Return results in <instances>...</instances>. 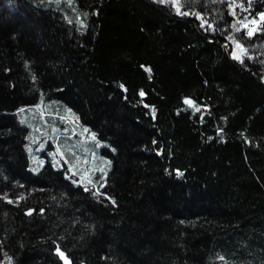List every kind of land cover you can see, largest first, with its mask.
I'll return each mask as SVG.
<instances>
[{
  "label": "trees",
  "instance_id": "trees-1",
  "mask_svg": "<svg viewBox=\"0 0 264 264\" xmlns=\"http://www.w3.org/2000/svg\"><path fill=\"white\" fill-rule=\"evenodd\" d=\"M261 15L0 0V264H264V21L239 27ZM85 133L110 159L90 183Z\"/></svg>",
  "mask_w": 264,
  "mask_h": 264
},
{
  "label": "rangeland",
  "instance_id": "rangeland-1",
  "mask_svg": "<svg viewBox=\"0 0 264 264\" xmlns=\"http://www.w3.org/2000/svg\"><path fill=\"white\" fill-rule=\"evenodd\" d=\"M57 1V0H54ZM169 1H174L176 2V0H167V2ZM77 12V10H76ZM253 21H255V23H253ZM264 21V15L260 16L259 20H249V21H243L241 24V26L239 27H244L248 30V32H251L252 34L256 33L257 31L260 30L261 24ZM77 23V22H76ZM241 29V28H239ZM251 34V35H252ZM237 45H239L238 43H234V50L235 53H237L238 55H242L243 54V48L239 45V47H237ZM61 121H63L66 125H73V129L76 130L74 124H75V120L74 117H71L69 119H62ZM52 131H55V127H52ZM87 133V132H86ZM85 135H80V137L78 138V143H80V147L83 149L84 153H89L93 156V160L95 162V166L89 161L88 158H82L81 156H78L77 161H76V170L75 172L79 174V176L81 177V180L85 181L86 183H90L91 182V174H89L91 168L94 171V179L99 177L101 173L100 169H95L99 167V162L98 161H108L110 163V159L104 155H102V150L106 147V145L104 143L99 142V140L96 139V137L94 136V134H86ZM37 140V139H36ZM57 150H53L52 148L49 147V142L47 141L45 143V146H43V150H42V154H46L49 158L52 157L54 160H58L61 162H67L68 160L66 159V146L65 147H61V149H59V147L57 146ZM50 154H52L50 156ZM51 159V158H50ZM91 160V159H90ZM95 169V170H94ZM85 179V180H84ZM66 264H69V261L66 260Z\"/></svg>",
  "mask_w": 264,
  "mask_h": 264
},
{
  "label": "snow or ice",
  "instance_id": "snow-or-ice-1",
  "mask_svg": "<svg viewBox=\"0 0 264 264\" xmlns=\"http://www.w3.org/2000/svg\"><path fill=\"white\" fill-rule=\"evenodd\" d=\"M160 2H162V3H163V2H167V0H160ZM253 23H255V21H253ZM248 34L251 35L252 33L249 32ZM237 47H239V45H237ZM235 58L238 59L239 57H235ZM146 71H149V72H150V69H146ZM140 95L143 96L144 93L141 92ZM185 103H189V104H190L191 102L186 100ZM197 110H199V109H197ZM10 202H11V201H10ZM59 254H60L61 256H63V253H59Z\"/></svg>",
  "mask_w": 264,
  "mask_h": 264
}]
</instances>
